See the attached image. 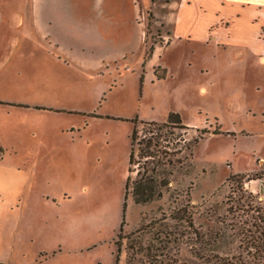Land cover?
Wrapping results in <instances>:
<instances>
[{"label":"rangeland","instance_id":"374dc122","mask_svg":"<svg viewBox=\"0 0 264 264\" xmlns=\"http://www.w3.org/2000/svg\"><path fill=\"white\" fill-rule=\"evenodd\" d=\"M140 1L147 47L118 60L133 0H117L120 24L102 31L88 11L76 29L51 0L47 42L15 28L32 0H0V264H115L118 246L119 264H264V62L231 43L178 42L144 64L166 44L155 18L167 13ZM171 113L194 129L139 122V137L156 130L174 153L196 129L225 134L195 147L162 199L136 205L126 184L151 159L137 151L130 174L133 121Z\"/></svg>","mask_w":264,"mask_h":264},{"label":"crops","instance_id":"0c3cea01","mask_svg":"<svg viewBox=\"0 0 264 264\" xmlns=\"http://www.w3.org/2000/svg\"><path fill=\"white\" fill-rule=\"evenodd\" d=\"M61 1L62 3L66 1L64 3L66 5L56 9L55 12L65 13L72 18L76 15L74 18L77 24L76 29L87 11L92 13L90 24L93 25L92 29L95 31L101 30L100 27L105 30L114 29L120 24L117 18L112 17L117 11V0H91L88 7L78 4L82 0ZM158 1L162 3L167 15L162 19L155 18V26H157L159 38H164L166 44L163 41L161 44H155V51L148 63H153L164 49L178 42H194L203 46L212 42L217 45L231 43L237 45L236 47L244 48L249 55L257 56L264 62L263 0H154L152 4ZM73 2L76 4L74 5ZM133 2L134 14L131 22H128V25L132 27V32L126 40L121 42L125 44V48L116 52L115 59L118 60H127L130 55L141 51L143 46L147 47V14H144L140 0H133ZM144 2L147 4L146 0ZM24 8L26 14L16 16L15 28L26 27L27 35L37 30L39 40L47 42L50 39L51 15L56 7L51 6V0H32ZM241 25H246L247 29L240 31ZM200 90L208 92L206 86H201ZM259 163L264 171V159L262 158Z\"/></svg>","mask_w":264,"mask_h":264},{"label":"trees","instance_id":"16d2710c","mask_svg":"<svg viewBox=\"0 0 264 264\" xmlns=\"http://www.w3.org/2000/svg\"><path fill=\"white\" fill-rule=\"evenodd\" d=\"M151 14L149 15V18ZM151 26V20L149 19L148 23V33L149 28ZM155 48L151 46L147 52V60H145L146 64L148 60L152 57ZM159 79H162L163 76H158ZM141 122L144 126H158L159 130L166 129L170 127V125L174 126L173 128L180 131H188L190 128L187 125L183 124L180 116L178 114L171 113L169 115L168 120L158 125V123L153 122H143L135 119L133 123L135 124L133 133H132V155L130 160V174L135 172L133 169V165H135V159L137 157V151L141 153V157L150 158L151 162L146 163V166L143 167V170L137 171V177L134 179L131 175L128 178L126 184V197L128 199L129 196H132L134 203L136 205H146L152 203L154 201L160 200L163 198L164 193L168 191L169 185L171 184V178L175 174V171L182 167V165L190 158L193 159L195 147L202 142L203 140L207 139L211 135H224L221 129L218 127L214 131H210L206 128L204 129H196L200 136L194 139L192 142L188 143L186 146H182V137L178 138V142L176 143V147L173 152H169L167 150L168 145L163 146L162 141L166 142L169 137H159L158 132L156 130H150L148 132L150 137H139V130L137 129L136 125ZM176 141V140H175ZM174 141V142H175ZM185 142V140L183 141ZM173 146L174 143H173ZM179 146V147H178ZM186 212V210H183ZM181 212V211H180ZM126 213V204H124V215ZM178 221L182 222V217L177 219ZM184 222L188 224H193L192 216L189 213L186 214V218L183 219ZM264 222V218H263ZM125 224V216L124 220L121 225V231ZM264 234V231L261 232V235ZM119 239L122 238L121 233L119 234ZM121 256V249L118 246L115 264H119Z\"/></svg>","mask_w":264,"mask_h":264},{"label":"bare ground","instance_id":"6f19581e","mask_svg":"<svg viewBox=\"0 0 264 264\" xmlns=\"http://www.w3.org/2000/svg\"><path fill=\"white\" fill-rule=\"evenodd\" d=\"M204 92V91H203Z\"/></svg>","mask_w":264,"mask_h":264}]
</instances>
